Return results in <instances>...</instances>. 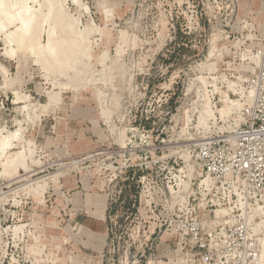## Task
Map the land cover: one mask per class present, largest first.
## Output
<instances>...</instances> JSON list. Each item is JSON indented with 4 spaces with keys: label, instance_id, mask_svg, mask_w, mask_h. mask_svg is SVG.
Segmentation results:
<instances>
[{
    "label": "rangeland",
    "instance_id": "1",
    "mask_svg": "<svg viewBox=\"0 0 264 264\" xmlns=\"http://www.w3.org/2000/svg\"><path fill=\"white\" fill-rule=\"evenodd\" d=\"M26 3L36 37L0 31V264H202L193 209L219 196L198 191V153L253 100L264 0ZM51 26L61 64L43 49ZM221 242L209 264H255Z\"/></svg>",
    "mask_w": 264,
    "mask_h": 264
},
{
    "label": "built area",
    "instance_id": "2",
    "mask_svg": "<svg viewBox=\"0 0 264 264\" xmlns=\"http://www.w3.org/2000/svg\"><path fill=\"white\" fill-rule=\"evenodd\" d=\"M256 70L246 82V95H254L240 108V123L218 140L199 149L203 180L198 185L204 198L215 193L219 198L207 210L203 204L193 209L194 219L205 226L188 230L199 251L202 264H209L212 252L224 250L221 241H231L242 256L262 262L264 225V51L256 57ZM219 241L220 244H213Z\"/></svg>",
    "mask_w": 264,
    "mask_h": 264
},
{
    "label": "bare ground",
    "instance_id": "3",
    "mask_svg": "<svg viewBox=\"0 0 264 264\" xmlns=\"http://www.w3.org/2000/svg\"><path fill=\"white\" fill-rule=\"evenodd\" d=\"M6 1V0H5ZM28 0H26L23 4H19V3H16V4H14L13 2V6H12V9L14 10V12L13 13H11V12H9V11H7V9H6V7H8V6H6L5 7V2L4 1H2V0H0V31H3V30H5L6 29V27H8V26H11V25H14V24H18V26L16 27V29H15V31H13V32H10V33H8V35H7V40H8V42H9V44L11 45V44H17V45H19V46H21L23 43H25V42H28V40H29V38L30 39H32L33 40V38H35L36 37V34L35 35H33V36H31V34H32V32L33 31H35V30H32L33 29V24H34V22H35V20L37 21V16H40V15H37L36 13V15L33 13V11H32V9L30 8V7H28L27 6V2ZM33 1H35V0H33ZM6 2H8V1H6ZM47 2V1H46ZM38 3V2H37ZM75 3H77V2H75ZM8 4V3H7ZM41 5V4H40ZM49 5H51V4H49L48 3V6ZM52 6V5H51ZM55 6H57V5H55ZM54 5H53V10H52V12L54 13V11L56 12V11H58L56 8H55V10H54V7H55ZM48 8H50V6L48 7ZM47 8V9H48ZM51 9H52V7H51ZM61 11V10H60ZM52 12L51 11H49V12H46L47 14L44 16V22L45 23H48V19H49V17L51 18V16H52ZM57 13V12H56ZM57 14H59V11H58V13ZM56 14V15H57ZM62 14V13H61ZM42 15V14H41ZM44 15V14H43ZM54 15H55V13H54ZM41 17H43V16H41ZM41 17H40V20H41ZM57 17H58V15H57ZM56 17V18H57ZM63 17H62V15L61 16H59L57 19H58V21H59V25L60 24H62V21H61V19H62ZM64 19V18H63ZM47 21V22H46ZM52 22L54 21L53 20V18H52V20H51ZM60 21H61V23H60ZM38 23H39V20L37 21ZM43 22V23H44ZM55 22V21H54ZM53 22V24L55 25V24H57L56 22L54 23ZM64 22V21H63ZM67 22V21H66ZM36 25H37V23H36ZM63 25H65L64 23H63ZM67 25V24H66ZM53 26V25H52ZM51 26V27H52ZM71 26V25H70ZM36 26H34V28H35ZM38 27V26H37ZM36 27V28H37ZM71 31V30H70ZM54 32H55V29H54V27H52V28H50L49 29V31H48V40H47V43H46V45L45 46H43L44 48V52H46L47 53V55H49L56 63H60V57L62 56V54H63V52H62V49H61V47H63L64 45H66V43H67V40L66 39H60V40H57V41H55V40H53V34H54ZM70 33V32H69ZM72 33V32H71ZM73 34V33H72ZM71 34V35H72ZM70 35V36H71ZM31 37H33V38H31ZM38 38V37H37ZM32 40H31V42H32ZM35 40H37V39H35ZM39 40H40V38H39ZM30 43V40H29V42H28V44ZM33 43V42H32ZM37 46V45H36ZM30 47H32L31 45H30ZM35 47V46H34ZM40 48H41V46H39ZM36 48V47H35ZM39 48V49H40ZM27 50H28V48H26ZM34 49V48H33ZM32 49V50H33ZM31 53H33L34 55H37V52H36V50H34V51H31V50H29ZM37 51H39V50H37ZM15 52V50H12V49H10V51L8 52V53H10V54H13ZM30 52H28V53H30ZM35 52H36V54H35ZM38 54H40V51H39V53ZM34 55H32V56H34ZM40 55H42V54H40ZM40 57V56H39ZM37 58H38V56H37ZM40 59H42L41 57L40 58H38V62H42V60H40ZM37 61V60H36ZM61 64V63H60ZM44 68H45V66H43ZM19 95V94H18ZM17 94H16V101H18V100H22V101H25L24 99V97H21V95L20 96H18ZM251 95H253L252 93H250V96ZM27 96V95H26ZM48 99V98H47ZM53 99V98H52ZM26 100H28V99H26ZM50 100V99H49ZM48 102H50V101H48ZM51 104H52V102H51ZM39 107V106H38ZM24 110V109H23ZM33 110V109H32ZM27 111V110H26ZM32 112H34V111H32ZM16 135H17V133L16 134H13V136H12V138H14L15 137V139H16ZM5 138V137H4ZM9 138V137H8ZM9 143H10V141H9V139H4V140H2L1 142H0V150H1V153L5 150V148L6 147H8V145H9ZM12 145V144H11ZM2 155V154H1ZM23 154H21V153H19L18 154V157H16V158H14L13 160H15L16 161V163L18 164V166L20 165V166H22L23 165V156H22ZM17 156V155H16ZM23 157V158H22ZM14 161V162H15ZM13 162V163H14ZM25 165V164H24ZM22 167H24V166H22ZM26 167V166H25ZM264 237V236H263ZM263 237H261V238H263ZM264 242V241H263ZM262 246H263V244H262ZM264 249V248H263ZM263 249H262V251L261 252H263ZM263 254V258L262 259H264V253H262Z\"/></svg>",
    "mask_w": 264,
    "mask_h": 264
}]
</instances>
